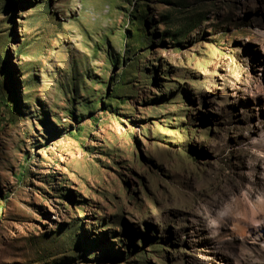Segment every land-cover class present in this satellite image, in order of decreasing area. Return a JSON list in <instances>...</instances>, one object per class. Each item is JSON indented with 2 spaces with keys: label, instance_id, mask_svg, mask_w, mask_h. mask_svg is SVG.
Masks as SVG:
<instances>
[{
  "label": "rangeland",
  "instance_id": "rangeland-1",
  "mask_svg": "<svg viewBox=\"0 0 264 264\" xmlns=\"http://www.w3.org/2000/svg\"><path fill=\"white\" fill-rule=\"evenodd\" d=\"M258 198L264 0H0V264H264Z\"/></svg>",
  "mask_w": 264,
  "mask_h": 264
},
{
  "label": "bare ground",
  "instance_id": "bare-ground-1",
  "mask_svg": "<svg viewBox=\"0 0 264 264\" xmlns=\"http://www.w3.org/2000/svg\"><path fill=\"white\" fill-rule=\"evenodd\" d=\"M258 207H262L264 208V199L262 198H258ZM225 215V212H220L218 215H217V218H219L220 216H224Z\"/></svg>",
  "mask_w": 264,
  "mask_h": 264
}]
</instances>
